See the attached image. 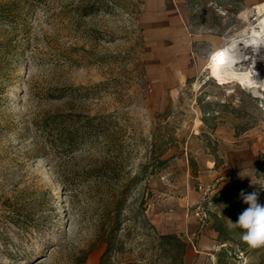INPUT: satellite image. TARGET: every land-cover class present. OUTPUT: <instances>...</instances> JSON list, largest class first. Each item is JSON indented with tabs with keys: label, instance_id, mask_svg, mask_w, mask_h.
Masks as SVG:
<instances>
[{
	"label": "rangeland",
	"instance_id": "374dc122",
	"mask_svg": "<svg viewBox=\"0 0 264 264\" xmlns=\"http://www.w3.org/2000/svg\"><path fill=\"white\" fill-rule=\"evenodd\" d=\"M149 1L0 0V264H178L162 236L185 242L195 225L198 246L230 201L215 187L228 122L250 167L227 176L264 206V97L206 68L262 2L183 0L202 68L163 88L147 68ZM226 246L191 262L259 261Z\"/></svg>",
	"mask_w": 264,
	"mask_h": 264
},
{
	"label": "crops",
	"instance_id": "0c3cea01",
	"mask_svg": "<svg viewBox=\"0 0 264 264\" xmlns=\"http://www.w3.org/2000/svg\"><path fill=\"white\" fill-rule=\"evenodd\" d=\"M248 3L264 2V0H247ZM185 5L183 0H150L149 13L145 19V25L148 33V49L146 52L147 68L149 76L156 81L155 86L163 88H179L191 77H194L202 68V61L198 55L199 47L196 46L199 40L189 31V27L182 19V9ZM223 130L226 135L223 136V147H229L232 153L225 158L223 164V174L216 180V191H226L231 193L232 188L237 184V177L229 178L227 176V167L236 170L249 168V163L240 162L239 152L246 148L241 141L238 143L237 130L231 126L230 122L223 124ZM227 156V155H226ZM211 163V177H214L218 171L215 168V161ZM231 163V164H230ZM254 163V162H253ZM229 172V170H228ZM214 186V185H213ZM214 187V188H215ZM215 191V190H214ZM213 191L209 198H212ZM230 195V194H229ZM214 197V196H213ZM224 211V210H223ZM221 215V214H220ZM205 232L198 239V246L190 241L196 234V226L191 229L183 230L187 236L185 242L188 251L183 264H192L191 260L199 258V263L204 259L212 261L220 245L226 246L227 243H221L219 233L214 228L213 220L208 219ZM167 232L175 233L177 230L166 225Z\"/></svg>",
	"mask_w": 264,
	"mask_h": 264
},
{
	"label": "bare ground",
	"instance_id": "6f19581e",
	"mask_svg": "<svg viewBox=\"0 0 264 264\" xmlns=\"http://www.w3.org/2000/svg\"><path fill=\"white\" fill-rule=\"evenodd\" d=\"M255 9L257 18L247 16V25L214 52L206 68L213 78L236 79L256 92L264 82V2Z\"/></svg>",
	"mask_w": 264,
	"mask_h": 264
},
{
	"label": "trees",
	"instance_id": "16d2710c",
	"mask_svg": "<svg viewBox=\"0 0 264 264\" xmlns=\"http://www.w3.org/2000/svg\"><path fill=\"white\" fill-rule=\"evenodd\" d=\"M251 190V186L247 184H236L231 190L230 201L225 210L223 211V215L218 216V214H213V225L214 228L218 231L219 239L222 243L230 242L236 244L242 252L247 251V256L252 253H259V261L257 264H264V246L257 248L250 247L248 244H246L240 239V234L243 229L234 228L230 230L228 227L230 220L236 222L238 220L239 215L245 210L241 193H250ZM162 238L173 241L174 245L179 247L176 255H174L173 260H175V262H178V264H183L188 248L187 243L180 240L176 235H164L162 236ZM250 248L251 250H249ZM110 249L111 246L109 245L106 253H108ZM229 252L230 248L224 246L223 256L229 254Z\"/></svg>",
	"mask_w": 264,
	"mask_h": 264
},
{
	"label": "clouds",
	"instance_id": "9594fccd",
	"mask_svg": "<svg viewBox=\"0 0 264 264\" xmlns=\"http://www.w3.org/2000/svg\"><path fill=\"white\" fill-rule=\"evenodd\" d=\"M258 184L264 189V184ZM243 202L249 205L238 217L236 222L231 221L228 224L229 229L240 228L243 231L240 239L252 248L264 246V206L258 203V191L252 193H241Z\"/></svg>",
	"mask_w": 264,
	"mask_h": 264
},
{
	"label": "built area",
	"instance_id": "2783aa9c",
	"mask_svg": "<svg viewBox=\"0 0 264 264\" xmlns=\"http://www.w3.org/2000/svg\"><path fill=\"white\" fill-rule=\"evenodd\" d=\"M257 18V17H256ZM255 18V19H256ZM260 22V20L258 19L257 20V22L256 23H259ZM259 89H261V91H262V93L259 91ZM263 92H264V86H260V87H257V92L256 93H254V95L255 96H257V97H264L263 96ZM201 216H206V213L205 212H203L202 210L200 211V213H199Z\"/></svg>",
	"mask_w": 264,
	"mask_h": 264
},
{
	"label": "snow or ice",
	"instance_id": "6c2138e0",
	"mask_svg": "<svg viewBox=\"0 0 264 264\" xmlns=\"http://www.w3.org/2000/svg\"><path fill=\"white\" fill-rule=\"evenodd\" d=\"M220 56L222 57V56H223V54L221 53V54H220ZM214 59H215V58H214ZM220 62H221V63H223V60L221 59V61H220Z\"/></svg>",
	"mask_w": 264,
	"mask_h": 264
}]
</instances>
